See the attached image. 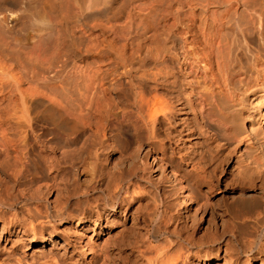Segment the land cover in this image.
Here are the masks:
<instances>
[{"label": "bare ground", "instance_id": "obj_1", "mask_svg": "<svg viewBox=\"0 0 264 264\" xmlns=\"http://www.w3.org/2000/svg\"><path fill=\"white\" fill-rule=\"evenodd\" d=\"M32 140L55 201L16 192ZM159 151L207 187L202 234L147 169ZM222 185L238 195L210 203ZM72 220L109 228L106 264H212L216 245L264 264V0H0V224L17 232L0 264H78Z\"/></svg>", "mask_w": 264, "mask_h": 264}, {"label": "rangeland", "instance_id": "obj_2", "mask_svg": "<svg viewBox=\"0 0 264 264\" xmlns=\"http://www.w3.org/2000/svg\"><path fill=\"white\" fill-rule=\"evenodd\" d=\"M206 109L202 113H200V115H199L200 120L204 121V122H206V120H207L205 114L208 111ZM210 122H213V121H210ZM46 132H48V131L46 130ZM46 132L44 130L43 135L41 136V139L45 136L46 137L50 136V134H48ZM207 135H214L215 136V131H213L212 129H207ZM32 141H33L32 147L34 148L33 149L34 151H32L28 154L29 155L28 160H30V162L28 161V165H27L28 167L26 169L28 172L25 170L26 173L22 176L20 182L17 183V186L15 185L17 187L16 192H18V193L23 192L24 194L29 195L38 189L44 191V190H46L47 186H51L52 189H51V192L48 194V197L51 199V201H55L57 199V197L59 196L61 189L63 188L62 187V185H63L62 181H60V176L57 175L59 177V178H56V179H58V181H56V179L54 177V175L58 171L52 172L50 170L40 171L39 169H37V170L34 169L33 166H34V163L36 161L35 160V157L37 156L36 154H41V155L45 156V152L40 151L41 149L39 147L38 142H36L35 140H32ZM111 141H113V140L111 139ZM127 141H126L127 145L125 144L127 146L126 151H128V153H131L132 150L134 149L133 147H135V145H136V142H134L130 138H129V141L128 142ZM129 147H130V149H129ZM142 150L147 151L148 146H143ZM124 153L129 155L127 152H124ZM143 153H145V152H143ZM118 155H120V153H119V151H116V153L114 154V157L112 158V161H115L116 158L118 157ZM161 157H162V154L160 153V151L158 153H154L153 155H151V153H149L145 159V161L147 162V169L153 170L154 173H159L162 170V172L164 173V178H166L170 181L169 183H165L167 185L165 187V189L173 190V188H176L175 194H177V196L174 195V198L178 197L175 199H179L180 204L176 207V211L180 216L181 215L184 216V214L187 212L190 213V216L194 215L196 218H200L203 216L204 220H203V223L201 224L202 225L201 226L202 231L200 232V234H202L203 230L206 227H208V223H209L208 219H210V217H211V210H209V212L207 214H205V213L202 214L203 211H201V209L198 211H195L196 208L198 207V205H197V203H194V202H195V200H198V202L201 204V202L206 201V198H207V192H206L207 190L206 189H207V187L206 186L200 187L198 185V183L194 182L192 179H187L183 176L184 170L191 169V167H189L188 169H185V167H181V168L179 167V169H176L167 160L162 159ZM41 161L44 163V160H41ZM29 166L32 167V169ZM183 168H184V170H183ZM226 168H227L228 172L231 173V171L234 170L233 163H231V164L229 163L228 165H226ZM30 169L33 170L34 172L33 171L31 172ZM169 171H171V173L172 172L175 173L174 177L177 176L178 180L175 181L174 177H172V176L170 177ZM48 176H49V178H48ZM12 183L13 182H10V184H12ZM237 195H238L237 192L226 191L224 188V185H222L220 188L216 189L215 193L212 194L211 198L208 201H210V203H214V201H216L217 199H221L222 197L233 199ZM189 204H191V206H189ZM7 214L5 217H11L10 213H7ZM201 214H202V216H201ZM219 221H221V220L217 219L216 216H213V218L211 220L212 223H217V222L220 223ZM131 224H132V219H129L127 226H130ZM66 227H67V231L70 230L68 232L71 233V236H73L72 240H73L75 247H76L75 250H73V253H76V255H77L76 256V262L78 264H106L108 262L107 258L104 261H103V258L107 253V251H106L107 248H109V242L113 241V239H114L113 235L110 237L108 235L109 228H106V226L92 228L88 224H83V223L72 220L63 226H60L59 231L62 232L64 229H66ZM16 235H17V232L14 235H11L6 230H2V223H1L0 224V247H2L4 249H9L11 244H12L11 243L12 239H15ZM88 235L93 236L91 241L95 242V244H96L94 246L95 249H94L93 253L91 254V257H89V258L85 252L86 248L89 251V248L91 247V243H90L91 241H89ZM87 241L89 243H87ZM61 244H63V241H61ZM100 244H101V246L103 244L102 250H101V246H99ZM36 246L37 245L29 244V246H27L25 249L29 250V251H34V247H36ZM104 248H106V250ZM202 249H203V251L208 250V246H205ZM214 249H215V251L218 252L217 255L220 258V260H218L217 262H214L212 264H224L225 263L224 261L228 260V258L226 256L227 254L225 253V249L224 248L221 249L219 247V245L214 246L213 250ZM70 252H72V251L70 250ZM208 256H211V254H205L204 258L202 257V258L196 260L194 262V264H208V262L206 261V257H208ZM225 259H227V260H225ZM88 260H89V263H88ZM240 261L242 262V263L240 262V264H246L247 260L246 261L244 260L245 261L244 262L243 259H241ZM260 262H261L260 259L256 260V264H259Z\"/></svg>", "mask_w": 264, "mask_h": 264}]
</instances>
